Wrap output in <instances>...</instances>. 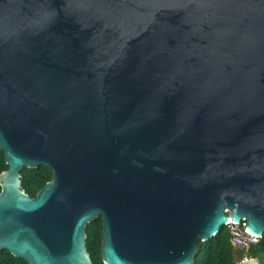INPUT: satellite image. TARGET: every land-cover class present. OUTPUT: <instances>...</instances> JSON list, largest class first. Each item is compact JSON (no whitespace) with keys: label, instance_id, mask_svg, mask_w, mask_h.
Instances as JSON below:
<instances>
[{"label":"water","instance_id":"95a60500","mask_svg":"<svg viewBox=\"0 0 264 264\" xmlns=\"http://www.w3.org/2000/svg\"><path fill=\"white\" fill-rule=\"evenodd\" d=\"M0 149V257L92 264L100 218L104 264L264 238V0H0Z\"/></svg>","mask_w":264,"mask_h":264},{"label":"trees","instance_id":"16d2710c","mask_svg":"<svg viewBox=\"0 0 264 264\" xmlns=\"http://www.w3.org/2000/svg\"><path fill=\"white\" fill-rule=\"evenodd\" d=\"M4 152L0 149V177L8 171ZM22 190L31 198H36L39 192L53 180V171L41 166L38 169H24L21 173ZM2 191L0 185V193ZM242 227V226H241ZM102 218L89 224L86 229L87 249L92 259V264H104L102 259ZM242 229H244L242 227ZM246 259H258L264 264V238L259 239L249 249L234 247L230 228L225 227L221 233L208 242H200L195 264H240ZM0 264H27L23 259L4 251L0 257Z\"/></svg>","mask_w":264,"mask_h":264},{"label":"built area","instance_id":"2783aa9c","mask_svg":"<svg viewBox=\"0 0 264 264\" xmlns=\"http://www.w3.org/2000/svg\"><path fill=\"white\" fill-rule=\"evenodd\" d=\"M241 226L244 229H242ZM245 227H246L245 223L242 225L231 224L229 226L230 234L232 236V244L234 247L249 249L252 245H254L258 241V239H256L255 237L246 234Z\"/></svg>","mask_w":264,"mask_h":264}]
</instances>
